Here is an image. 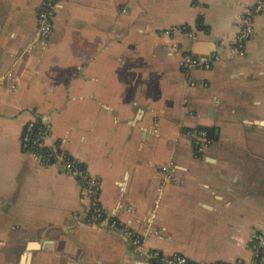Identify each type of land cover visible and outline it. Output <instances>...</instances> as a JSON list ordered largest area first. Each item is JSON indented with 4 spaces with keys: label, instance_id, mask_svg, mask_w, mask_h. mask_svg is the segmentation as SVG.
<instances>
[{
    "label": "crops",
    "instance_id": "crops-1",
    "mask_svg": "<svg viewBox=\"0 0 264 264\" xmlns=\"http://www.w3.org/2000/svg\"><path fill=\"white\" fill-rule=\"evenodd\" d=\"M255 1L0 0V264H146L128 231L164 258L264 263V10L235 43ZM30 121L96 178L100 217L75 176L23 149Z\"/></svg>",
    "mask_w": 264,
    "mask_h": 264
},
{
    "label": "built area",
    "instance_id": "built-area-1",
    "mask_svg": "<svg viewBox=\"0 0 264 264\" xmlns=\"http://www.w3.org/2000/svg\"><path fill=\"white\" fill-rule=\"evenodd\" d=\"M264 10V0H256L253 4L247 5L244 7V14L241 16L240 22V32L235 38L236 49L240 52L244 49V42L246 38L252 34L254 31L253 20L255 16ZM53 16V5L50 1L44 2L42 7L38 12V34L42 40H47L52 32V19ZM173 30H166L163 34H170ZM184 61L192 67L195 68H209L211 65L210 59H201L187 53L184 55ZM44 126L36 124L34 121L28 122L23 130L21 135V144L24 150L30 152L35 158L40 160L44 164H58L65 171L69 172L77 178V180L82 183L87 191L89 196L93 201V211L96 217L101 216V210L98 204L96 203V193L98 189V181L96 178L92 177L86 170V168H81L76 166L73 161L68 160L65 151L60 150L59 152L58 145L49 139L48 134L46 133ZM190 137L193 138L194 143L197 147V150L201 151L205 148L210 140L206 137L204 131L199 133H194L193 131L187 132ZM37 148H45L44 151H38ZM60 149V148H59ZM75 160V159H74ZM171 163L162 164L160 170L165 173L166 178H171L172 174L169 170ZM108 224L112 227H117L120 224L116 220H111ZM128 234L131 236V244L134 250L144 255L147 258L148 264H258L257 260H252L249 262H244L238 260L233 263H223V262H214V263H204V262H195L188 259L186 256L178 253L172 254L169 258H164L159 251L148 250L144 246L142 240L136 236L133 232L128 231ZM251 241L253 248L262 249L264 248V231L255 232L251 236Z\"/></svg>",
    "mask_w": 264,
    "mask_h": 264
},
{
    "label": "water",
    "instance_id": "water-1",
    "mask_svg": "<svg viewBox=\"0 0 264 264\" xmlns=\"http://www.w3.org/2000/svg\"><path fill=\"white\" fill-rule=\"evenodd\" d=\"M50 140H51V142H53L54 144L56 143V142H55V139L52 138L51 136H50ZM31 245H32V246H35V247H39V243H38V242H36L35 244H31ZM30 258H31V253H30V251L24 253L23 256H22V258H21L22 264H30ZM146 264H148V263H146ZM263 264H264V263H263Z\"/></svg>",
    "mask_w": 264,
    "mask_h": 264
},
{
    "label": "trees",
    "instance_id": "trees-1",
    "mask_svg": "<svg viewBox=\"0 0 264 264\" xmlns=\"http://www.w3.org/2000/svg\"><path fill=\"white\" fill-rule=\"evenodd\" d=\"M36 124H40V123H39V122H36ZM37 150H38V151H44L45 148H37ZM57 150H58L59 152H61V151H60L61 149H59V147H58ZM65 154H66L68 160L73 161L74 164H75L76 166H79V167H81V168H84V167H85V165H84L83 163L74 160V158H72L68 153L65 152Z\"/></svg>",
    "mask_w": 264,
    "mask_h": 264
}]
</instances>
